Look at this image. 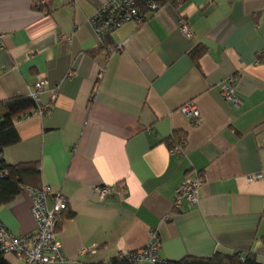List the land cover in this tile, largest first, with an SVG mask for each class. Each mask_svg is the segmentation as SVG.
<instances>
[{"label":"crops","instance_id":"1","mask_svg":"<svg viewBox=\"0 0 264 264\" xmlns=\"http://www.w3.org/2000/svg\"><path fill=\"white\" fill-rule=\"evenodd\" d=\"M106 1L0 0V117L7 99L29 95L39 75L48 81V111L16 122L21 140L3 157L38 161L43 186L69 199L58 229L65 260L49 264L108 263L154 232L164 260L252 251L264 263V0L166 4L103 48L91 20ZM201 46L198 68L191 52ZM230 77L238 106L222 95ZM189 101L201 112L197 125L181 110ZM176 131L186 144L173 153L165 140ZM190 172L203 179L199 201L176 207ZM104 185L114 192L101 199ZM31 205L24 189L0 207V220L33 233Z\"/></svg>","mask_w":264,"mask_h":264},{"label":"built area","instance_id":"2","mask_svg":"<svg viewBox=\"0 0 264 264\" xmlns=\"http://www.w3.org/2000/svg\"><path fill=\"white\" fill-rule=\"evenodd\" d=\"M54 0H39V7H51ZM107 0L97 10L91 22L103 41L128 23L135 22L138 25L145 24L152 15L158 13L170 0ZM181 31L184 35L190 36L192 31L186 20L181 22ZM234 77H230L222 85V95L226 100L231 101L236 106L242 103V99L236 94L233 84ZM48 84L44 75H39L37 81L30 87L29 95L38 103L36 112L44 114L48 111L47 106L41 104V93ZM56 97V92L54 98ZM182 112L191 120L194 125L201 122V112L193 101L185 103L181 107ZM186 139L181 144L175 145L171 151L173 153L183 152ZM260 175L250 177V180L257 179ZM203 185V179L198 172L188 173L179 188L175 206L180 207L183 201L190 205H195L199 201V194ZM32 199L31 214L36 222L35 232L24 235L13 233L0 220V250L5 256L10 254L26 261L27 264H49L65 260L63 245L58 238V229L61 218L65 212L69 199L60 191H51L48 187L34 189L27 187ZM124 187L120 193H126ZM101 199L106 198L114 192V186L104 185L98 189ZM52 201V204H50ZM162 240L157 232H154L145 246L126 253H122L134 264L163 263L160 251ZM94 249H84V254L94 253ZM76 264H83L77 261Z\"/></svg>","mask_w":264,"mask_h":264},{"label":"trees","instance_id":"3","mask_svg":"<svg viewBox=\"0 0 264 264\" xmlns=\"http://www.w3.org/2000/svg\"><path fill=\"white\" fill-rule=\"evenodd\" d=\"M36 2L39 0H35ZM164 3L163 0H158ZM180 0H170L167 4L178 5ZM37 7V6H36ZM110 44V37L102 41L101 47L106 48ZM206 47L201 46L191 52V56L200 68L199 59L206 52ZM5 113L0 117V207L12 202L27 187L42 189L41 167L38 161L21 162L10 164L3 157L5 148L20 142L21 137L16 127V122L30 116L38 109V103L30 95H14L4 102ZM185 131H176L171 137L165 140L169 148L181 144L186 139ZM64 213L62 215V218ZM61 218V220H62ZM264 242V237H263ZM0 264H11L0 250ZM99 264H134L122 253L110 258L108 263ZM158 264H264L260 262L252 251L242 253L216 252L212 256L200 257L188 255L179 260H165Z\"/></svg>","mask_w":264,"mask_h":264}]
</instances>
